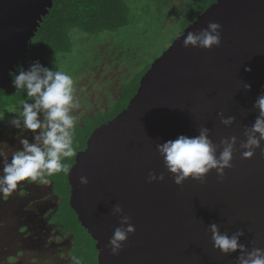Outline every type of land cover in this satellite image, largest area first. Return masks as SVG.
<instances>
[{"label":"water","instance_id":"1","mask_svg":"<svg viewBox=\"0 0 264 264\" xmlns=\"http://www.w3.org/2000/svg\"><path fill=\"white\" fill-rule=\"evenodd\" d=\"M52 4L0 0V90L27 56ZM209 21L222 25L221 44L185 48L187 32ZM262 92L264 0H215L152 61L126 107L93 129L68 171L69 203L96 240L99 264H236L239 250L224 254L213 247L211 223L229 235L242 229L240 242L248 251L264 248V141L251 158L240 148L246 126L259 114L253 105ZM221 112L235 122L224 125ZM203 126L217 145L238 137L233 166L222 179L213 169L203 181L177 185L157 145L181 134L196 136ZM153 171L165 179L149 182ZM81 176L88 177L87 185ZM116 204L136 231L114 255L106 245L120 226Z\"/></svg>","mask_w":264,"mask_h":264},{"label":"clouds","instance_id":"2","mask_svg":"<svg viewBox=\"0 0 264 264\" xmlns=\"http://www.w3.org/2000/svg\"><path fill=\"white\" fill-rule=\"evenodd\" d=\"M221 30L220 23L209 21L207 27L187 32L183 46L204 49L219 46L222 42ZM10 74L13 86L17 92L23 90L26 99L19 102V108L7 109L8 112L17 114L9 120V124L19 130L17 139L22 147L13 153L10 160L2 161L0 195L5 197L11 195L22 181L42 180L44 176L69 171L70 165L65 161L76 154L74 138L77 117L73 115V111L79 108L71 75L58 69L56 65L50 68L36 60L28 68L21 65ZM244 88L250 89L251 85L245 83ZM253 107L259 110V114L251 126H246V140L240 142V148L245 149L242 152L244 158H251L264 141V92L258 95ZM218 115L226 126L232 125L236 119L235 116L225 117L222 112ZM2 119L4 117L0 116V120ZM29 130L33 136L31 142L21 135ZM210 132V128L203 126L196 136L181 134L176 139L157 145L164 166L177 185H182L189 178L203 181L213 169L222 179L225 169L233 166L238 137L222 139V151L217 155L220 145L210 138ZM164 179L163 173L157 175L153 171L148 175L149 182ZM79 182L87 185L89 179L81 176ZM113 214H120V226L115 228L106 247L115 255L119 254L129 234L136 229L131 223V217L124 214V209L119 204L113 206ZM210 230L215 249L224 254L239 250L236 264H264V248L257 247L248 251L247 245L240 242V237L244 235L242 229L229 235L221 232L218 224L211 223ZM72 260L74 264H81L77 257H72Z\"/></svg>","mask_w":264,"mask_h":264},{"label":"rangeland","instance_id":"3","mask_svg":"<svg viewBox=\"0 0 264 264\" xmlns=\"http://www.w3.org/2000/svg\"><path fill=\"white\" fill-rule=\"evenodd\" d=\"M183 1L131 0L132 26L116 35L81 38L74 54L66 58L69 65L65 72L68 69L73 73L74 96L79 104L73 115L79 118L82 113L107 107L108 101L121 92L122 73L128 71L139 56L142 55L143 60L160 51L178 32L186 18L184 9H179ZM124 37L127 42L137 39L141 44L136 45L134 41L133 45H126ZM17 105L12 108H19ZM18 132L10 125L5 134H0V167L4 159L10 160L13 153L22 147L17 139ZM21 135L32 141L30 130ZM42 180L22 181L11 195H0V264H70L72 235L60 233L56 227L40 230L36 223L30 221L32 217L40 219L43 205L51 203L54 207L58 202L57 197L51 194L52 181L47 177ZM45 206L43 215L47 216L50 205ZM41 233V241H33L32 238Z\"/></svg>","mask_w":264,"mask_h":264},{"label":"trees","instance_id":"4","mask_svg":"<svg viewBox=\"0 0 264 264\" xmlns=\"http://www.w3.org/2000/svg\"><path fill=\"white\" fill-rule=\"evenodd\" d=\"M214 1H183V6L179 9H184L186 18L182 21L178 32L172 39L162 46L160 51L149 53L148 58L145 57L142 60V55L139 56L136 63L130 65L128 71L122 73L120 76L123 82L121 92L108 101L107 107L99 108L92 113H82L77 118L74 138L76 153L85 148L86 141L94 128L101 123L107 122L126 107L139 86L141 76L150 67L152 61L168 47L167 45L177 35L184 31V28L189 23ZM132 21L131 0H53L49 12L43 17L36 34L29 42L30 50L27 56L18 60L16 70L21 65L26 69L32 62L39 60L45 66L52 68L56 65L58 69L65 71L69 65V61L66 58L74 54L76 45L83 36L116 35L120 30L132 26ZM123 40L126 45L134 44V41L136 45L141 44V41L137 39L127 42L126 37H124ZM147 51L149 52V50ZM67 71L66 73L73 75L68 69ZM12 79L13 77L10 74V81L4 89L0 90V116L4 117V119L0 120V134L7 132L10 127L9 120L16 114L8 112L7 109L18 106L17 104L21 100L26 99V93L23 90L17 92V89L12 84ZM75 156L65 161L70 167L75 161ZM44 177L52 181L53 191L59 198L58 207L51 214L50 221L56 224L60 233H70L72 235V246L69 251L71 256L70 264H74L72 257H77L81 264H99L96 240L82 226L77 214L69 203L71 186L68 182V172H60Z\"/></svg>","mask_w":264,"mask_h":264},{"label":"flooded vegetation","instance_id":"5","mask_svg":"<svg viewBox=\"0 0 264 264\" xmlns=\"http://www.w3.org/2000/svg\"><path fill=\"white\" fill-rule=\"evenodd\" d=\"M52 196L53 197H57V199H58V202H59V198H58V196L54 193V191H53V188H52ZM53 197H51V199H53ZM58 202H57V204L54 206V207H51V203L49 204L50 205V212H49V214H47V216L46 215H43L44 214V212H45V210H46V206L45 205H47V206H49L47 203L45 204V205H43L42 206V209H41V211H40V219H37L36 217H32V218H30L31 220L30 221H32L33 223H36L37 224V226L40 228V230H41V228L42 229H47V230H49L50 228H52V227H56V224L54 223V222H51L50 221V218H51V214L55 211V209L58 207ZM47 212V211H46ZM46 218V219H45ZM57 228V227H56ZM42 232V231H41ZM45 232V231H44ZM43 232V233H44ZM43 233H41L40 235L38 234V236L37 237H33L32 239H33V241H36V239H39L40 241H41V239H42V234Z\"/></svg>","mask_w":264,"mask_h":264}]
</instances>
